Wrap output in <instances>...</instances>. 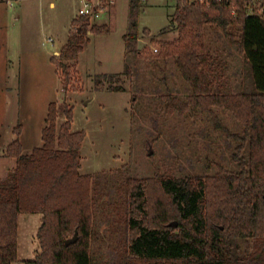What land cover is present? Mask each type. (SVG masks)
Returning a JSON list of instances; mask_svg holds the SVG:
<instances>
[{
    "label": "rangeland",
    "instance_id": "374dc122",
    "mask_svg": "<svg viewBox=\"0 0 264 264\" xmlns=\"http://www.w3.org/2000/svg\"><path fill=\"white\" fill-rule=\"evenodd\" d=\"M89 1L104 5V11L90 20L66 84L57 65L59 53L52 51L75 30L70 19L78 16L81 0H0V176L15 165L5 147L15 138L18 123L23 149L29 151L42 144L50 101L57 103L58 125L71 110V130L85 132L79 171L93 174L91 256L96 262L120 264L128 253V181L157 174H211L219 165L233 166L236 142L217 122L229 131L239 127L231 112L216 106L213 113L191 105L182 113L167 107V94L184 99L191 92L175 57L159 56L158 39L175 33L171 16L176 0H137L134 9L130 0ZM92 23L106 25L108 31L92 32ZM163 28L167 31L160 33ZM204 42L226 62L224 89H249L245 61L223 29L206 25ZM39 223L40 213L20 215L18 260L12 264L34 256ZM240 244L249 246L242 239Z\"/></svg>",
    "mask_w": 264,
    "mask_h": 264
},
{
    "label": "trees",
    "instance_id": "16d2710c",
    "mask_svg": "<svg viewBox=\"0 0 264 264\" xmlns=\"http://www.w3.org/2000/svg\"><path fill=\"white\" fill-rule=\"evenodd\" d=\"M232 1L236 14L230 12ZM129 3L134 9L137 0ZM171 23L174 36L158 39L159 56L175 57L191 92L184 99L167 94V107L180 113L190 105L209 113L212 106L231 112L239 130L229 131L219 122L217 126L236 142L233 166L219 165L211 174H157L128 181V253L120 264H264V10L262 15L246 14L243 0H210L209 6L176 0ZM89 24L87 15L74 17L75 30H69L57 56L66 84ZM208 24L222 28L243 57L249 89H224L226 62L204 42ZM90 30L102 33L108 28L92 23ZM101 77L95 81L99 89ZM65 112L67 119L58 125L57 103L50 101L42 144L24 151L18 123L15 138L5 147L15 165L0 176V264L18 260L23 213H40L38 247L24 264H110L91 256L93 174L79 171L85 132L71 130L72 113ZM74 234L75 241L66 244ZM240 239L249 246L242 247Z\"/></svg>",
    "mask_w": 264,
    "mask_h": 264
},
{
    "label": "built area",
    "instance_id": "2783aa9c",
    "mask_svg": "<svg viewBox=\"0 0 264 264\" xmlns=\"http://www.w3.org/2000/svg\"><path fill=\"white\" fill-rule=\"evenodd\" d=\"M194 1V0H192ZM204 2L206 6L210 5V0H198ZM243 7L246 14L262 15L264 10V0H243ZM104 11V5L100 3H91L89 0H81V5L78 8V15H87L89 20L97 19ZM230 12L236 14V4L232 1L230 5ZM156 52L158 49L154 47L152 49Z\"/></svg>",
    "mask_w": 264,
    "mask_h": 264
},
{
    "label": "crops",
    "instance_id": "0c3cea01",
    "mask_svg": "<svg viewBox=\"0 0 264 264\" xmlns=\"http://www.w3.org/2000/svg\"><path fill=\"white\" fill-rule=\"evenodd\" d=\"M50 4L53 5V2H50ZM73 18H74V17H72V18L70 19V20H71V24H72V19H73ZM78 30H80V28H78ZM59 49H61V48H59ZM59 49H57V48L53 49L52 53H54V54H55V53H56V54L59 53ZM10 60H11V59H7V61H8L7 64H10V62H11ZM49 60L52 62L51 56H50ZM5 172H6V170H5Z\"/></svg>",
    "mask_w": 264,
    "mask_h": 264
},
{
    "label": "water",
    "instance_id": "95a60500",
    "mask_svg": "<svg viewBox=\"0 0 264 264\" xmlns=\"http://www.w3.org/2000/svg\"><path fill=\"white\" fill-rule=\"evenodd\" d=\"M75 239H76V234H74L72 237L66 239L65 243L67 244V243H70V242H74Z\"/></svg>",
    "mask_w": 264,
    "mask_h": 264
}]
</instances>
